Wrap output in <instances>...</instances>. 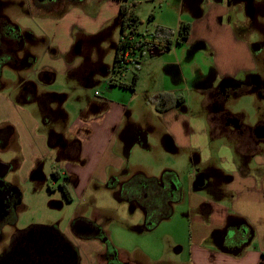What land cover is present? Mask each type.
<instances>
[{"label":"rangeland","instance_id":"1","mask_svg":"<svg viewBox=\"0 0 264 264\" xmlns=\"http://www.w3.org/2000/svg\"><path fill=\"white\" fill-rule=\"evenodd\" d=\"M24 2L23 6L18 7L14 0H7L2 4L3 10L6 14L4 6L10 3V14L7 13V18L13 21L18 16V8L23 14L31 13V18L37 25L33 28H48L46 21L63 15L70 4H64L62 0H58L56 5L52 0H35L34 5V0H31V11L27 10ZM179 2L180 0H129L131 5L136 4L135 11L140 19L139 37H148L155 34L158 28H166L172 32L171 38L176 42L180 24L187 21L184 17L180 20L182 10L179 9ZM242 2L245 9L235 17L247 24L246 28L239 29L238 38L241 43L251 45L255 64L252 72L241 73L233 79L218 78L216 71L213 74L210 72L206 63L214 58L216 51L200 36L193 41H187L189 54H196V76L192 73L189 81L183 76L174 78V74L169 69L166 70L161 62L162 48H156L157 51L146 48L138 54L140 61L145 62V72L138 78L135 90L119 86L111 92L109 90V79L115 77L112 66L116 46L112 47V44L106 45L103 42L105 37L113 38L114 35L84 36L82 45H75L68 55L63 57L58 52L60 60L79 61L81 64L73 69L69 77L62 74L44 75L39 72L36 78L24 86L30 87L34 96L32 100L25 99L24 88L15 94L22 78H16L15 72L7 66L4 77L6 83L2 89L5 93L3 96L7 99L1 100L2 106L5 105V113L9 115V105L12 102L20 109L29 111L37 122V133L48 138L45 158L35 159L31 169L26 172L17 170L12 176L16 178L21 190H28L32 196L42 193L50 199L52 205L65 206L63 210L57 209L51 218L47 216L48 209L34 208L31 213L22 217L19 225L30 223L37 227H49L52 219H55L64 228L65 222L62 218L74 210L77 201L75 205L67 207L62 190H77L81 186L88 190L86 200L81 202L82 212L85 209V219L96 220L121 254L135 259L136 264H149L143 258L147 249L151 252L164 250L165 258L171 257L179 261V255L173 248L175 242L177 245L186 243L190 229L195 238L207 231L212 215L208 213L207 204L218 211L216 219L220 220V207L211 203L212 200L216 203L222 200L220 190H224L223 184H227V179L218 165V150L227 148L241 170L252 168L254 157L264 156V134H261L264 131V0ZM121 27V17H116L106 22L102 28ZM24 33L28 38L23 43L20 61L17 63L20 66H25L29 57L37 63L41 55L49 50L47 40L38 38L34 42L36 36L33 32ZM117 36L118 39L122 36L121 30ZM182 48L178 47L177 56L181 57L183 54ZM53 51L56 49H50L47 53L51 56L54 55ZM187 60L186 64L193 62L192 58L188 57ZM35 67L36 65L32 70ZM140 68L139 65L129 64L116 78L131 84L134 74L139 75ZM202 72L205 77L199 74ZM186 74L190 76L189 71ZM171 89L176 90L174 93L168 92ZM169 93L184 99L182 104L174 107L184 124L193 128L201 127V134L207 140L212 153L211 163L203 164L201 151L192 147H180L170 133L157 132L154 129L153 125L158 124V115L153 108L148 110L147 107H156L160 96ZM104 98L115 104H124L130 109L114 145V152L126 160V168L123 172L114 171L112 174L122 181L141 174L158 179L161 186L181 184L186 197L188 190L193 194L191 205L196 206L192 210H188L186 204L180 205L176 202L178 194L175 190H165L162 197L171 202L176 215L169 222L165 221L159 227L148 231L145 208L138 201L124 198L119 191L107 187L97 176L83 172L71 174L69 177L65 175L68 165H82L79 162L78 147L75 145V133H66L67 130L74 125L75 119L80 117L86 120L96 115L101 106L98 100ZM159 119H162L160 115ZM140 131L148 134L144 144L136 141V135ZM19 149L17 138L8 151L0 152V157L5 161L11 160L17 168L22 165ZM148 198L152 199L153 196ZM200 205L203 207L198 208ZM164 212L157 211L156 219ZM214 234L220 238L222 233L216 231ZM182 258L187 259L186 254Z\"/></svg>","mask_w":264,"mask_h":264},{"label":"crops","instance_id":"2","mask_svg":"<svg viewBox=\"0 0 264 264\" xmlns=\"http://www.w3.org/2000/svg\"><path fill=\"white\" fill-rule=\"evenodd\" d=\"M14 1L18 3V7L20 3H22L20 7L23 6L24 1H27L24 2L27 8L32 6L31 0ZM206 1H210L208 6L205 5ZM62 2L64 4L70 3L72 6L68 4L63 15H57L53 19L47 20L45 24H49L48 28L39 26L33 28L37 25L33 22L31 13L29 14L30 16L23 14V11L18 8V16L15 21L22 27L20 28L21 32H33L36 36L34 42L38 38H44L47 40L49 50L41 55L37 63L34 60L33 65L28 70L24 68L25 66H22L21 71L16 76V78L18 76V78L21 77L22 80L15 89V94L19 93L25 85L36 78L39 72L44 75L62 74V76L69 77L73 69L81 63L72 60L65 62L60 60L59 57L60 55H63V57L68 55L75 45H82L84 36L96 34L114 35L113 38L105 37L103 44H112V47L116 46L117 49L121 39V37L118 39L117 33L119 30L122 33V28L102 27L109 20L120 17V6L122 3L120 0H62ZM52 3L56 5L58 0H52ZM179 6L180 8H178L182 10V12L180 11L181 13L179 12L181 14L180 20L182 21L184 17V19H187L184 22L190 23L192 26L191 36L188 41H193L199 36L204 37L216 51L215 60L211 58L210 62L206 63L210 67L212 74L213 71H216L218 78L231 77L233 79L241 73H250L254 70L255 57L252 55L251 45L248 44L247 46L241 43L238 38L239 29L246 28L247 24L246 22H240L235 17V15L245 9V4L242 0H180ZM8 13L10 14V10ZM178 47H183L181 57L177 56ZM54 48L57 52L53 51L54 55L50 56L47 52ZM155 49L152 48V50ZM144 51L145 49L138 51L136 54L137 58L138 54ZM189 51L190 48L187 42L181 45L174 43L169 51H164L162 48L160 52L161 62L166 66V70L169 69L170 73L174 74V78L183 76L186 81H189L192 73L196 76V54L192 52L189 54ZM58 52L60 53L59 56H57ZM188 57L193 60L191 64H186ZM140 60L138 58L137 65L141 66L138 78L145 72V62L143 63ZM35 65V69L32 70ZM187 71H189L190 76L186 74ZM199 74L204 75L203 72ZM112 79H109L108 83L110 92L113 88L118 87L111 84ZM175 90L171 89L168 92L174 93ZM2 93L0 94V121L15 124L17 138L19 139L20 160L22 161V165L18 166L16 170L26 172L27 169L33 167L35 159L45 158V154L48 151V138L44 134L37 133L35 129L37 122L32 113L23 108L20 109L12 101L11 105H9L11 108L9 115L6 114L4 111L5 105L2 106L1 100L7 98L3 96L5 93ZM24 96L25 99H33L34 96L30 87L26 86L24 88ZM98 103L101 106L96 115L94 114L86 120L80 119V117L75 119L74 125L66 132L75 133L74 137L77 140H75V145L78 147L79 162H82V165L80 166L76 163L68 165L65 175L69 177L71 174L83 172L97 176L104 181L107 187L119 191L122 196L126 193L122 190H130L132 188L135 192H133L134 195L140 197V194H138L140 188L127 186L128 183L135 179H142L145 183H148V190H156L157 186L166 189L165 184V186L159 185L158 179L146 177L145 175H136L128 181H122L117 175L112 174L114 171L117 173L123 172L126 168V160L114 152V145L130 109L124 104H115L105 98L98 100ZM174 107L172 106L162 113L158 111L157 105L156 107L150 105L147 107L148 110L153 108V111L158 115L156 120L158 124L153 125L154 129L157 132L170 133L180 147H192L201 151V157L204 160L202 161L203 164L212 162V153L207 145V140L201 134V127L196 126L193 128L185 125L182 117L177 114V109ZM159 115L162 117L161 120ZM128 136L131 135L128 134ZM147 138L148 134L143 131L136 135V141L140 142V144L147 142ZM217 160L224 177L227 179V184H223L224 190H220L222 200L217 203L213 200L211 202L220 207V220L218 219L217 221L216 219L218 218V211L207 204L208 213L212 214L207 229V231L209 229L210 231L201 233L198 238H195L190 229L186 243L177 245L175 242L173 248L179 255V261L171 257L165 258L164 250L151 252L147 249L143 258L146 261L148 260L149 264H264V156L254 157L253 169L243 168V170L236 165L233 156L227 148L218 150ZM176 186L178 187V190H175L178 194L176 202L180 203V205L184 203L187 205L188 210H192V207L196 206L191 205L193 194L188 190L186 197L183 186L181 184ZM83 188L78 186L77 190H67L69 198L65 196L62 190L64 203H66L67 207H69L68 205H75L77 201V205L73 207L74 210L62 218V221L65 222L64 228L55 219H52L49 227H36L39 230L41 240L45 239L47 244H54L56 250L60 251L61 254L64 251V243L69 241L78 250V255L82 259L83 264H101L99 258L100 255L107 252V243L119 253L120 250L111 243L107 233L96 220L85 219V209L82 212L81 202L86 200L88 190ZM22 194L23 204L21 210L24 214L31 213L34 208H43L48 209L47 216L51 218L57 209L63 210L65 207L52 205L50 199L42 193H35L32 196V193L28 190H22ZM135 196H133L134 199H130L136 201L137 198ZM168 207L170 209L167 210ZM200 207H203V205L198 206V208ZM158 210H164L165 212L156 223L151 222V215H148L145 211L148 231H151L154 227H159L165 221L169 222L176 215V210L172 208L171 202L166 199L162 200ZM24 227L25 224L22 223L20 229H24ZM216 231L222 233L220 238L214 236ZM183 254H186L187 259L182 258ZM62 256L60 255V257ZM129 259L132 264L137 263L135 259Z\"/></svg>","mask_w":264,"mask_h":264},{"label":"flooded vegetation","instance_id":"3","mask_svg":"<svg viewBox=\"0 0 264 264\" xmlns=\"http://www.w3.org/2000/svg\"><path fill=\"white\" fill-rule=\"evenodd\" d=\"M6 1L0 0V94H3L2 89L5 86V68L7 66L11 67L15 72V76L21 71L22 66L17 63L20 61L23 43L28 38L25 36L26 33L21 32L20 28L22 27L17 21L7 18L10 3L4 6L6 14L2 6ZM32 9V6L27 8L31 11ZM33 61V58L29 57L24 68L28 70L33 65ZM261 134H264V131ZM16 139L15 124L0 121V152L8 151ZM16 169L11 160L5 161L0 157V264H83L78 255V250L69 241L64 243V251L61 254L60 251L56 250L54 244H47L45 239L41 240L36 226L28 223L24 229H20L22 224L19 225V221L22 222V216L25 214L21 210L23 204L22 190L18 187L16 178L12 176L17 172ZM9 176L13 178L9 179ZM127 186L140 188L138 191L140 197L134 195L135 192L132 188L122 190L126 192L123 196L128 200L134 199L133 196H135L136 201L144 206L148 215H151V222L154 223L159 220V218L156 219L155 215H157L158 207L161 206L163 200L164 191L162 190H178V187L173 188L172 183L166 189L157 186L156 190H148L149 184L142 179H135ZM151 195L153 198L149 199L148 196L152 197ZM7 225H12V228L6 227ZM7 231L12 234L10 239L6 234ZM106 245L108 246L107 252L100 255L99 258L101 264H132L128 257L121 255L111 248L108 243ZM60 255L63 256L60 257Z\"/></svg>","mask_w":264,"mask_h":264},{"label":"trees","instance_id":"4","mask_svg":"<svg viewBox=\"0 0 264 264\" xmlns=\"http://www.w3.org/2000/svg\"><path fill=\"white\" fill-rule=\"evenodd\" d=\"M120 17L122 20V36L118 43L114 63H113V72L115 77L111 80V84L114 86H119L125 89L135 90L138 75L134 74L133 81L131 84L117 79L118 74H122L128 68V62L126 59L128 56L137 57L136 54L138 51H142L146 48H163L164 51L171 50L174 43L179 45L186 43L192 31V26L190 23L182 22L178 31L176 42L172 40V32L166 28H158L156 33L150 38L139 37L138 26L140 19L135 11V5H131L129 0H120ZM184 99L181 97H176L173 94H162L160 100L157 104V109L159 112H165L170 109L172 106L182 104ZM64 194L69 198L67 190H64Z\"/></svg>","mask_w":264,"mask_h":264},{"label":"built area","instance_id":"5","mask_svg":"<svg viewBox=\"0 0 264 264\" xmlns=\"http://www.w3.org/2000/svg\"><path fill=\"white\" fill-rule=\"evenodd\" d=\"M210 4V1H206L205 5L208 6ZM153 35L150 36V38ZM126 61L128 62V64H132V65H137L138 64V58L137 57H131L128 56V58L126 59Z\"/></svg>","mask_w":264,"mask_h":264},{"label":"water","instance_id":"6","mask_svg":"<svg viewBox=\"0 0 264 264\" xmlns=\"http://www.w3.org/2000/svg\"><path fill=\"white\" fill-rule=\"evenodd\" d=\"M176 187L177 186H175V185H173V188H175L176 189ZM6 227H8V228H12V225H7ZM11 231V230H10ZM10 231H7L6 232V234H7V236H8V239H10L11 237H12V234H11V232Z\"/></svg>","mask_w":264,"mask_h":264}]
</instances>
